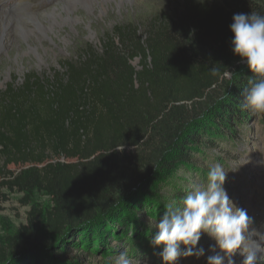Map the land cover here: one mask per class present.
<instances>
[{
    "label": "trees",
    "instance_id": "obj_1",
    "mask_svg": "<svg viewBox=\"0 0 264 264\" xmlns=\"http://www.w3.org/2000/svg\"><path fill=\"white\" fill-rule=\"evenodd\" d=\"M252 11L264 14V0H183L145 39L118 26L63 72L0 91V194L30 207L0 264H68L83 245L113 253L106 236L126 239L113 227L148 203L157 180L179 167L203 174L196 155L229 156L223 144L238 146L247 125L264 129V113L242 107L253 74L231 50L233 14Z\"/></svg>",
    "mask_w": 264,
    "mask_h": 264
},
{
    "label": "rangeland",
    "instance_id": "obj_2",
    "mask_svg": "<svg viewBox=\"0 0 264 264\" xmlns=\"http://www.w3.org/2000/svg\"><path fill=\"white\" fill-rule=\"evenodd\" d=\"M63 1L0 0V22L3 14L17 19L38 15L43 27L34 29V25H30L28 32H23L14 25L5 31L11 51L3 50L0 54V91L15 79L20 85L26 74L51 78L56 72H63L64 62L77 61L88 48L101 51L106 36L118 26L132 25L145 39L144 34L152 19L161 13H174L183 2L69 0L72 8L70 16ZM55 10L58 13L53 17ZM138 62L136 60L133 65L137 66ZM223 150H228L229 156H223L219 150L208 151L205 153L208 155H196L199 162L204 163L200 166L206 169L203 174L195 169L179 167L169 178L164 176L157 180L150 189L148 203L132 210L122 223L113 227L118 233L126 234L128 241L114 239V234L106 236V243L114 249L113 253H102L94 245H83L81 255L77 254L78 249L67 255L68 264H113L114 258L122 252L127 253L133 264H162L149 243L155 231V222L162 217L167 203L176 201L182 207V199L187 192L196 185L206 186L208 170L217 165L227 171L225 188L230 199L238 207L246 209L248 215L254 218L255 226L264 230V129L259 120L244 128L238 146L223 144ZM22 198L20 194L6 191L0 194V245L7 235L17 234L27 224L30 207H23ZM35 201L45 208L50 205L49 198L43 195H38ZM134 240L137 242L135 250L129 242ZM214 244V240L204 235L200 246L204 247L205 256L199 259L181 258L179 264H207V257L215 254L210 250ZM235 259L237 264H241L243 258L237 254Z\"/></svg>",
    "mask_w": 264,
    "mask_h": 264
},
{
    "label": "clouds",
    "instance_id": "obj_3",
    "mask_svg": "<svg viewBox=\"0 0 264 264\" xmlns=\"http://www.w3.org/2000/svg\"><path fill=\"white\" fill-rule=\"evenodd\" d=\"M232 20L231 50L253 74L243 92L242 107L252 113H264V14L235 13ZM113 151L123 152L124 144ZM226 180L227 171L213 166L207 172L206 186L196 185L187 192L182 207L176 201L165 205L149 240L162 264H179L181 258L205 256V249L200 246L204 235L215 241L210 246L215 254L207 257V264H237V254L243 258L241 264L264 261V230L255 226L246 209L230 199ZM113 264H133V260L122 252Z\"/></svg>",
    "mask_w": 264,
    "mask_h": 264
},
{
    "label": "bare ground",
    "instance_id": "obj_4",
    "mask_svg": "<svg viewBox=\"0 0 264 264\" xmlns=\"http://www.w3.org/2000/svg\"><path fill=\"white\" fill-rule=\"evenodd\" d=\"M70 2L69 0H65L63 1V4L66 9V12L71 16L72 8L70 7ZM57 13L58 11L55 10L53 12V17ZM1 16L2 17H1V22H0L1 23V26H0V54H1V51L3 50L11 51V47L10 45H8L9 42L5 38V31L8 30L10 26H14V25L19 26V29L21 28L23 32H28V29L31 28L30 25H34V29L35 27L43 28L40 19H38V15H28V16L26 15L25 17H19V19L14 18L10 15L7 16V14H3Z\"/></svg>",
    "mask_w": 264,
    "mask_h": 264
}]
</instances>
